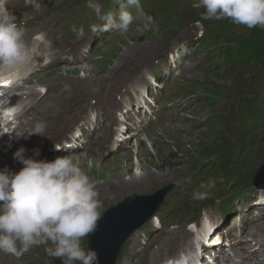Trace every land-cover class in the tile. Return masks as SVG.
Here are the masks:
<instances>
[{
  "label": "rangeland",
  "instance_id": "1",
  "mask_svg": "<svg viewBox=\"0 0 264 264\" xmlns=\"http://www.w3.org/2000/svg\"><path fill=\"white\" fill-rule=\"evenodd\" d=\"M59 1L56 0V3ZM61 1L65 5L77 6L82 0ZM194 2L195 0H173V9L170 13L159 14L156 18V15L147 13V16L153 18L149 27L145 28L144 23L129 28L127 32L116 33L91 52L84 62L66 69L52 68L29 80L39 84L61 80L60 86L67 92V95L71 96L64 98L72 107L79 104L80 97L82 100L85 98L94 99L97 85L103 82L108 85L113 82L114 79L105 78L111 69L119 67V71H122L120 75L131 70L135 65L130 62L137 60L134 55L142 54L144 57L153 55L154 58L164 56V60L177 59L178 68L172 69V73L175 75L162 89V96L165 95L163 107L154 113L155 120L166 118V124L147 131L141 137L138 146L132 145L134 141L132 139L130 148L125 152L122 151L115 155L108 152L101 159L88 157L101 147L97 145L101 142L99 140L92 141L86 152L78 150L77 153L71 155L73 162L95 182L98 196L103 192V189L106 190L107 184L113 186L112 191H114L119 186L117 183L119 179L122 182H128L131 177L139 176L144 170L152 173V177L148 178L147 184L144 185L147 187L146 189H134L131 192H126L123 195L124 198H120L118 202H107L100 199L99 196L102 202L101 215L109 207L132 195L149 196V194L167 186L170 188V193L165 201L156 209L153 221L150 220L156 222L157 219V224L151 227L150 221H148L142 226V229L130 236L122 248L116 264H151V258L156 260L154 264H159L167 259H177L181 254L189 252L188 245L192 237L190 233L187 239L180 243L177 242L182 232L180 226H183L186 231L190 229L188 227L190 222L197 225L202 221L217 226L218 220L221 218L218 211L220 199L223 202L222 212L227 213L229 205L226 200L231 201L233 197H236L234 195H238L240 192L243 194L240 205H243V200L250 194L264 195V189L263 191H254L248 187L241 189L243 184L240 181L241 185L235 186L238 182L235 177L239 173L248 169L253 171L256 167L247 166L248 158L242 154L241 140L236 143L233 135V131L241 136L245 134V131H248L244 124L246 119L241 118L238 114L243 103L259 99L264 103V72L259 65H252L243 74L229 71L227 68L231 65L225 61L224 51L226 49L221 46V43L214 45L210 54H206L204 49L194 46L200 41L201 31L197 24L184 21L189 15L187 10L194 8L192 6ZM52 5L51 2L43 7V12L37 10L34 16L41 14L47 18L51 17L55 11ZM200 9L204 11L203 8ZM27 17L30 16H17V20ZM178 17L183 18L182 27H175L176 21L179 20ZM205 20L208 24L207 27H203L208 28L209 31L223 32L225 30L218 20ZM235 27L240 29L244 36L257 32V30L258 36L264 35V28L259 26L248 29L246 26L235 24ZM123 63H126L125 66L122 65ZM168 64L170 67L173 66L171 62ZM103 87L99 86L97 90H101ZM159 101L160 99L157 98L156 104ZM48 104L49 102L45 106ZM48 107L47 111L53 109L51 105L50 108ZM154 109L156 110V107ZM217 115L222 116L226 121L229 120L230 130L227 133L223 132L224 138H221L222 142L217 144L218 153L216 152L212 158L202 159L199 157L198 151L202 147L210 145L217 137L218 132L222 130L221 124H212L218 122L216 121ZM247 133L249 138L251 135L249 132ZM244 138L247 139V137ZM257 141L264 147V136H260ZM13 142L0 148V168L9 162V160L3 162L8 159L9 155L13 157V153L23 147L18 139ZM32 154V151L25 153L26 156ZM57 157H62V155L53 157L42 155L36 159L52 161ZM235 162L236 169H234ZM225 166L229 172L233 171L227 177V180L231 179L234 182L233 184L223 176L224 170L222 169ZM21 167L22 165L15 161L12 162L10 168H16L18 171ZM206 169L209 170L206 172ZM207 174L211 175L208 178H203ZM214 176L218 182L210 190L209 195L204 199H194V190H200V185L207 184ZM189 177L190 180L187 179ZM140 191L143 194H140ZM209 201L213 202L210 206L207 204ZM203 205L206 206L205 209L202 208ZM234 216L235 213L224 221L220 231L232 239L241 234L242 240L248 244L249 251H252L259 241L257 231L264 225L263 218L259 214L252 213L251 216L257 220V224L246 231V228L252 224L251 218L243 221ZM174 232L178 233L176 237L171 235ZM252 238L256 240L251 243ZM86 244L87 239L84 238L82 246L87 248ZM18 247H20L19 243ZM49 247L51 244H39L30 246V250L37 256L36 261L39 263L63 264L62 258H56L48 253ZM229 255H233V252H229L228 257ZM23 257L22 259L21 257L13 259L21 262ZM10 262V255L0 251V264H9Z\"/></svg>",
  "mask_w": 264,
  "mask_h": 264
},
{
  "label": "clouds",
  "instance_id": "2",
  "mask_svg": "<svg viewBox=\"0 0 264 264\" xmlns=\"http://www.w3.org/2000/svg\"><path fill=\"white\" fill-rule=\"evenodd\" d=\"M5 2L0 0V64L19 70L31 61L32 53L20 21L4 6ZM119 3L116 15H102L97 0H89V7L106 21V30L123 33L134 19L130 9L139 10L140 3L139 0H119ZM192 6L204 9L203 19L228 18L248 29L264 28V0H195ZM39 7L35 4V8ZM141 15L145 28L149 27L153 18ZM45 127L44 122H37L31 133L41 135ZM27 151L20 147L13 153V159L22 165L19 171L7 166L0 168V251L19 254L18 243L25 251L33 245L51 244L48 253L62 258L63 264H98L97 252L82 246V240L95 232L101 218L102 202L95 182L69 155L46 161L36 159L39 148H34L29 157L25 155ZM254 174L248 176L253 178ZM214 187L211 180L201 184L200 190H194L193 198H206Z\"/></svg>",
  "mask_w": 264,
  "mask_h": 264
},
{
  "label": "trees",
  "instance_id": "3",
  "mask_svg": "<svg viewBox=\"0 0 264 264\" xmlns=\"http://www.w3.org/2000/svg\"><path fill=\"white\" fill-rule=\"evenodd\" d=\"M189 15L185 18L184 21L192 22V23H200L203 26L207 27V20L202 18V13L204 11H201L199 8H193L187 10ZM174 16V15H173ZM179 20L176 21L175 27H182L183 22L181 17H178ZM218 22L224 27V31L219 34L220 36V43L221 46L225 47L224 55L226 56L225 61L226 63L230 64L231 67H228L227 69L232 72H240L243 74V72H246L248 68H250L252 65H259L262 67V70L264 69V35L258 36V30L257 32L248 34L247 36H244L242 32H240V29L235 27V24L228 18L218 20ZM218 35H212L209 34L206 30L204 31V40L206 43L209 41L215 39L218 40ZM219 43V44H220ZM214 89V88H212ZM212 92V91H209ZM217 92V91H216ZM263 101V100H262ZM264 102V101H263ZM238 114L241 118H247L250 117L251 121H254L255 119H261L264 118V103H260L257 100H248L245 103H243L242 107L239 108ZM217 123L215 124H221L222 130L218 132L217 137L214 138V141L211 142L210 145L202 147L198 151L199 157L202 159H209L214 157L216 152L218 153L219 147L217 144L218 142H222L220 139L224 138L223 132L227 133L230 130V122L229 120H225L222 116L217 115L216 117ZM248 131H245V134L241 136L240 134H237L236 131H233V135L235 137L236 143H238L239 140H241V144L243 147L242 154H245L248 158V161L246 162L247 166L251 165L250 162H254L256 158L258 157V148L256 143L254 142L255 139V133L253 131V127L246 126ZM251 135L248 138V133ZM244 137H247V141ZM241 169L242 167L239 166ZM237 168V164L235 162L234 169ZM209 169H206V172ZM222 170L223 176L227 180L228 176L230 175V172L228 168L225 166ZM244 170V169H243ZM256 171L255 169L253 171L251 170H245L237 177H246L249 173H253ZM211 174L204 175L203 178H208ZM222 176V177H223ZM216 176L212 177L215 178ZM219 177V178H222ZM223 178V180H224ZM229 182H232L231 179L227 180ZM228 185V184H227ZM210 202V201H209Z\"/></svg>",
  "mask_w": 264,
  "mask_h": 264
},
{
  "label": "water",
  "instance_id": "4",
  "mask_svg": "<svg viewBox=\"0 0 264 264\" xmlns=\"http://www.w3.org/2000/svg\"><path fill=\"white\" fill-rule=\"evenodd\" d=\"M252 184L264 187V169L255 172ZM168 190L166 187L150 196H132L103 213L95 232L87 237L88 248L98 254V264H115L127 238L154 214Z\"/></svg>",
  "mask_w": 264,
  "mask_h": 264
},
{
  "label": "bare ground",
  "instance_id": "5",
  "mask_svg": "<svg viewBox=\"0 0 264 264\" xmlns=\"http://www.w3.org/2000/svg\"><path fill=\"white\" fill-rule=\"evenodd\" d=\"M26 19H21V20H18V21H20V23H21V22L25 21ZM102 30L103 29H100L99 28V34L97 35V38H99L100 41H102V38H101V31ZM76 50H77V46H74L71 50H68L67 48L62 47V48H60L58 50L57 53L60 56H63L66 52L73 53ZM149 50L152 51V49H149ZM134 57L137 59V60H135L136 62H140V61H142L144 59V55H142V54H140V55H134ZM65 61H66V59H65ZM118 68L119 67H116L113 70L116 71V70H118ZM64 69H66V68H64ZM6 76L10 80H12L15 77L14 75H8L7 73H6ZM105 78H109V76H107ZM129 81H130L129 80V75L126 76V79H125V77L123 78V82L125 84L126 83L128 84ZM53 82H54V85L59 86L60 83H61V80H59V83L58 84L55 83L56 81H53ZM120 82H121V79L115 80L113 83L107 85V89L110 90L112 88H115L116 86H118V84ZM76 84H78V83H76ZM46 85L48 87H50L49 86V83H46ZM34 94L38 98V94L36 92H34ZM51 99H53V97ZM30 101L32 102L33 108L35 110L34 111L35 115L34 116H31V117H29L28 115L22 116L21 117V124L26 123L24 125H27V126L25 128H22V129L17 128L16 131L19 132V133H25V134H27L34 127L35 123H37V122H43L44 119H48L49 120L48 126L45 129L44 135L41 137V139L46 134H51L52 137H53V140H54L59 135V133L63 131V129H64L63 128V124L70 119V115L73 113L72 108L71 107H66L64 102L59 101L56 98H54V100H53V103H54L53 109L51 111H49V113H47V115H44V114L41 115L40 114V108H41V101L42 100L37 101L34 98H32V99H30ZM100 103H103V102H100ZM103 104H105V103H103ZM48 108H50V106ZM31 110H32V108H29V111L30 112H31ZM15 138H17L19 140L20 139V136L17 135ZM140 140H141V137L134 139L132 145L138 146L137 144H138V142ZM6 143L7 144L8 143H11L12 144L14 142L7 141ZM44 145L46 147H49V145L46 144V143ZM27 150L28 151H32L33 150V146L32 145L31 146L29 145V147H28ZM68 155L71 156L72 154H70V153H63L62 154V157L63 156H68ZM29 156H32V155H27L26 157H29ZM89 156L92 157V158H100V159L101 158H104V156H102L98 151H93L90 155H88V157ZM15 161L16 160H14L13 162H15ZM48 161H50V160H48ZM151 177H152V173L150 171H148V170H144L139 176H133V177H131V179L128 180V182H122L121 179H119L118 182H117L119 184V186L114 191H112L113 186H108V184H107L106 186L108 188L106 187V190L103 189V192L100 193V195H99L100 196V199L106 200L107 202L108 201L118 202L120 198H124L123 195L126 192H131L134 189L135 190L146 189L147 187L146 186L144 187V185H145V183L147 184L148 178L150 179ZM140 192H141L140 194H143L142 191H140ZM180 234L185 235L184 231H182ZM177 235H178V233L172 234L173 237H176ZM234 246H236V247H233V249L236 250L237 252H239L241 255H243V254L246 253V249L243 247L244 246L243 244L241 245V242H238L237 244H234ZM256 250L257 251H255L253 253L247 254L246 256H242L241 257L240 264H250V261L253 260V258H256L258 255H264V241H262L259 244V247H256ZM260 258H262V260H259ZM260 258H258L257 262L254 263V264H259V262L264 261V256L263 257H260Z\"/></svg>",
  "mask_w": 264,
  "mask_h": 264
}]
</instances>
